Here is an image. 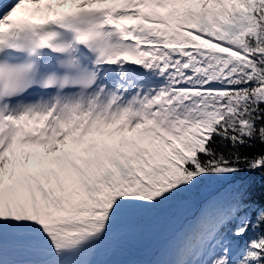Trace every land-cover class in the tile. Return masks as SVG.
<instances>
[{"label":"snow or ice","instance_id":"obj_1","mask_svg":"<svg viewBox=\"0 0 264 264\" xmlns=\"http://www.w3.org/2000/svg\"><path fill=\"white\" fill-rule=\"evenodd\" d=\"M0 264H264V0H0Z\"/></svg>","mask_w":264,"mask_h":264},{"label":"trees","instance_id":"obj_2","mask_svg":"<svg viewBox=\"0 0 264 264\" xmlns=\"http://www.w3.org/2000/svg\"><path fill=\"white\" fill-rule=\"evenodd\" d=\"M162 215H164V214H162ZM145 223H148L149 221H144Z\"/></svg>","mask_w":264,"mask_h":264}]
</instances>
